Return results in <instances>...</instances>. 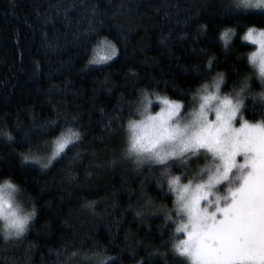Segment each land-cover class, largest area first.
<instances>
[{
  "label": "trees",
  "instance_id": "16d2710c",
  "mask_svg": "<svg viewBox=\"0 0 264 264\" xmlns=\"http://www.w3.org/2000/svg\"><path fill=\"white\" fill-rule=\"evenodd\" d=\"M233 3L0 0V130L14 136L17 125L39 131L40 124L59 114L61 120L77 116L75 126L84 133L82 145L47 170L21 165L19 155L27 151L22 136L14 146L0 142L2 178L14 177L24 190L25 206L37 209L34 227L20 242L0 240V264H59L74 248L97 246L119 264L148 259L185 264L170 244L163 246L169 225L162 213L142 211L148 198L157 208L172 207L156 185V173L124 158L123 128L115 120L112 131L106 125L114 114H129L127 102L135 105L142 88L187 103L199 77L210 79L208 54L216 58L212 76L224 73L228 90L237 73L250 74L244 58L254 45L235 39L234 47L225 50L218 37L228 28L238 36L247 27L264 28V15L226 11ZM89 24L119 51L102 70L88 65L90 46L82 33ZM253 90L260 91L258 82ZM88 202H95L94 210L85 207Z\"/></svg>",
  "mask_w": 264,
  "mask_h": 264
},
{
  "label": "snow or ice",
  "instance_id": "6c2138e0",
  "mask_svg": "<svg viewBox=\"0 0 264 264\" xmlns=\"http://www.w3.org/2000/svg\"><path fill=\"white\" fill-rule=\"evenodd\" d=\"M250 9L264 15V0H234L226 11L243 14ZM50 21V17L45 19L46 24ZM82 35L90 46L89 66L102 70L116 60L115 44L107 37L99 38L91 24ZM235 39L255 49L244 58L250 74L237 73L231 90L224 73L212 76L216 58L208 54L210 79L199 77L201 83L188 93L187 103L142 88L135 105L127 102L129 114H114L106 125L112 131L115 120L123 128L124 158L133 159L138 169L156 173V185L172 207L157 208L148 198L142 211L162 213L169 225L162 233L169 236L163 246L170 244L172 253L185 264H264V28L247 27L242 36L234 29H224L218 42L230 50ZM257 82L259 92L253 90ZM57 115L40 124L39 131L17 125L14 136L7 129L0 130V142L14 146L22 136L27 151L19 155L21 165L50 169L83 143L84 133L75 126L78 117L61 120ZM23 195L14 177L0 174V240L4 245L20 242L34 227L37 209L35 204L26 207ZM85 207L94 210L95 202ZM106 251L97 246L68 253L65 248L68 254L59 264H119L105 256Z\"/></svg>",
  "mask_w": 264,
  "mask_h": 264
},
{
  "label": "rangeland",
  "instance_id": "374dc122",
  "mask_svg": "<svg viewBox=\"0 0 264 264\" xmlns=\"http://www.w3.org/2000/svg\"><path fill=\"white\" fill-rule=\"evenodd\" d=\"M234 1V0H233ZM250 10H259V9H250ZM259 29V28H258ZM255 47V46H254ZM255 49V48H254ZM156 111H158L159 109L157 108V109H155ZM199 166H202V163H201V165H199ZM196 167H198L197 165H193V168L195 169ZM177 174H179V172H177Z\"/></svg>",
  "mask_w": 264,
  "mask_h": 264
}]
</instances>
